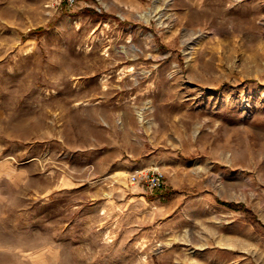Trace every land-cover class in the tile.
I'll list each match as a JSON object with an SVG mask.
<instances>
[{
    "label": "rangeland",
    "instance_id": "obj_1",
    "mask_svg": "<svg viewBox=\"0 0 264 264\" xmlns=\"http://www.w3.org/2000/svg\"><path fill=\"white\" fill-rule=\"evenodd\" d=\"M0 264H264V0H0Z\"/></svg>",
    "mask_w": 264,
    "mask_h": 264
},
{
    "label": "built area",
    "instance_id": "obj_2",
    "mask_svg": "<svg viewBox=\"0 0 264 264\" xmlns=\"http://www.w3.org/2000/svg\"><path fill=\"white\" fill-rule=\"evenodd\" d=\"M62 1L69 7H74L79 2V0ZM128 178L132 183H145L152 190L162 189L165 185V172L158 165L136 168L128 173Z\"/></svg>",
    "mask_w": 264,
    "mask_h": 264
},
{
    "label": "trees",
    "instance_id": "obj_3",
    "mask_svg": "<svg viewBox=\"0 0 264 264\" xmlns=\"http://www.w3.org/2000/svg\"><path fill=\"white\" fill-rule=\"evenodd\" d=\"M44 27L41 25V26H39V27H36L35 29H33L32 31H31V33H38V32H40L42 29H43ZM165 195H168V192L167 193H165ZM227 204H235V203H231V202H227V201H225Z\"/></svg>",
    "mask_w": 264,
    "mask_h": 264
}]
</instances>
